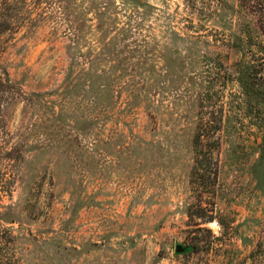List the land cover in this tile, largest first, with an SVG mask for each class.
I'll return each mask as SVG.
<instances>
[{
	"label": "rangeland",
	"instance_id": "1",
	"mask_svg": "<svg viewBox=\"0 0 264 264\" xmlns=\"http://www.w3.org/2000/svg\"><path fill=\"white\" fill-rule=\"evenodd\" d=\"M0 82L23 264H264V38L239 0H0ZM211 85L219 175L195 187Z\"/></svg>",
	"mask_w": 264,
	"mask_h": 264
},
{
	"label": "trees",
	"instance_id": "2",
	"mask_svg": "<svg viewBox=\"0 0 264 264\" xmlns=\"http://www.w3.org/2000/svg\"><path fill=\"white\" fill-rule=\"evenodd\" d=\"M241 11L248 19H252L253 25L259 35L264 38V0H239ZM211 83L215 84V76L211 77ZM212 85L202 95L199 103V122L193 136L192 146L194 162L191 171V183L193 186L214 185L219 175V159L216 157L222 146V120L216 118L219 106L208 110L210 101L216 97V91ZM3 89H2V88ZM5 84L0 82V89L5 91ZM217 152V153H216ZM216 155V156H215ZM213 196L214 191H211ZM204 219H212V215L204 213ZM15 237L6 228L0 227V264H23L15 249Z\"/></svg>",
	"mask_w": 264,
	"mask_h": 264
},
{
	"label": "water",
	"instance_id": "3",
	"mask_svg": "<svg viewBox=\"0 0 264 264\" xmlns=\"http://www.w3.org/2000/svg\"><path fill=\"white\" fill-rule=\"evenodd\" d=\"M181 249H182V248H181V246H180V245H179V246H177V251H178V252H180V251H181Z\"/></svg>",
	"mask_w": 264,
	"mask_h": 264
}]
</instances>
